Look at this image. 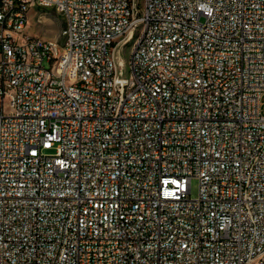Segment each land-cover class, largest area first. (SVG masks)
Wrapping results in <instances>:
<instances>
[{
	"label": "built area",
	"instance_id": "obj_1",
	"mask_svg": "<svg viewBox=\"0 0 264 264\" xmlns=\"http://www.w3.org/2000/svg\"><path fill=\"white\" fill-rule=\"evenodd\" d=\"M0 264H264V0H0Z\"/></svg>",
	"mask_w": 264,
	"mask_h": 264
},
{
	"label": "rangeland",
	"instance_id": "obj_2",
	"mask_svg": "<svg viewBox=\"0 0 264 264\" xmlns=\"http://www.w3.org/2000/svg\"><path fill=\"white\" fill-rule=\"evenodd\" d=\"M64 23L61 17L53 10L40 11L38 15L31 14L28 23V33L30 36H41L49 40L62 42V31ZM130 48L123 49L122 58L124 64L129 59ZM199 196V180H191V197L193 199Z\"/></svg>",
	"mask_w": 264,
	"mask_h": 264
},
{
	"label": "bare ground",
	"instance_id": "obj_3",
	"mask_svg": "<svg viewBox=\"0 0 264 264\" xmlns=\"http://www.w3.org/2000/svg\"><path fill=\"white\" fill-rule=\"evenodd\" d=\"M28 27V26H27Z\"/></svg>",
	"mask_w": 264,
	"mask_h": 264
}]
</instances>
